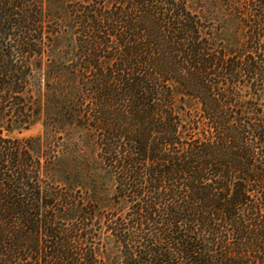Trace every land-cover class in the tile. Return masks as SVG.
<instances>
[{"label": "trees", "instance_id": "1", "mask_svg": "<svg viewBox=\"0 0 264 264\" xmlns=\"http://www.w3.org/2000/svg\"><path fill=\"white\" fill-rule=\"evenodd\" d=\"M0 264H264V0H0Z\"/></svg>", "mask_w": 264, "mask_h": 264}, {"label": "rangeland", "instance_id": "2", "mask_svg": "<svg viewBox=\"0 0 264 264\" xmlns=\"http://www.w3.org/2000/svg\"><path fill=\"white\" fill-rule=\"evenodd\" d=\"M41 133V125L40 124H35L34 126H32L30 129L28 130H25L21 133H14L13 135L14 136H19V137H22V136H35V135H38Z\"/></svg>", "mask_w": 264, "mask_h": 264}]
</instances>
